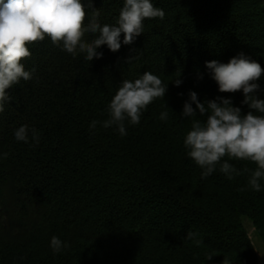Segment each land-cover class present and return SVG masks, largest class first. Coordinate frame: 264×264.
<instances>
[{"label": "trees", "instance_id": "16d2710c", "mask_svg": "<svg viewBox=\"0 0 264 264\" xmlns=\"http://www.w3.org/2000/svg\"><path fill=\"white\" fill-rule=\"evenodd\" d=\"M123 3L93 0L101 25L115 24ZM152 3L164 19L145 20L131 45L121 34L115 53L101 46L102 58H73L48 38L28 46L22 63L32 78L7 90L0 113V264H260L264 179L259 192L248 185L257 165L228 160L241 175L228 179L217 165L202 179L183 141L191 120L206 116L182 112L190 91L201 102L221 96L249 111L242 92H219L206 62L243 53L264 68V0ZM145 71L167 86L164 98L138 125L125 121L126 136L101 123L90 130L93 120L109 118L122 81ZM258 83L264 99V76ZM22 125L37 130L38 144L31 133L28 143L15 139ZM53 236L70 246L53 253Z\"/></svg>", "mask_w": 264, "mask_h": 264}, {"label": "clouds", "instance_id": "9594fccd", "mask_svg": "<svg viewBox=\"0 0 264 264\" xmlns=\"http://www.w3.org/2000/svg\"><path fill=\"white\" fill-rule=\"evenodd\" d=\"M88 8L93 9L90 18ZM99 17L100 11L93 7V0H0V113L5 110V102L11 99L7 90L21 80L32 78V73L26 71L22 63L31 57L29 45L48 38L73 58L82 53L87 61H92L102 58L103 53L97 49L103 45L113 53L119 51L121 34L124 45L134 43L143 34L145 20H163L165 12L154 6L152 0H124L115 24L101 25ZM86 34H92L93 38L86 40ZM132 59L130 57L128 62ZM206 67L211 70L220 93L242 92L241 103L247 105L249 111L242 114L240 107H234L230 99L221 96L201 102L197 93L190 91L182 115L196 117L199 113L206 116V120H191V129L183 141L187 155L202 169V179L216 171L217 165L228 179L241 175L228 160L255 163L257 167L251 171L248 185L259 192L260 181L264 179V99L257 93L264 68L243 53L228 63L206 62ZM181 83L180 79L174 81L176 86ZM166 91L161 78L149 71L134 81L123 80L108 104L109 118L102 122L93 120L89 128L95 129L98 123L104 128L115 126L122 137L126 136L125 121L138 125L147 107L164 98ZM159 118L167 120L168 113L161 112ZM29 133L38 144L39 133L27 125L17 128L14 136L17 141L28 143ZM3 155L7 157V153ZM195 235L190 231L186 238L193 239ZM50 246L53 253H60L70 245L53 236Z\"/></svg>", "mask_w": 264, "mask_h": 264}, {"label": "rangeland", "instance_id": "374dc122", "mask_svg": "<svg viewBox=\"0 0 264 264\" xmlns=\"http://www.w3.org/2000/svg\"><path fill=\"white\" fill-rule=\"evenodd\" d=\"M248 227H250L249 224H247ZM252 231H250V236L251 238H253L255 235V229L254 228H251ZM255 246H256V249H257V253H258V256L260 258V264H264V250H263V247H261L260 245L258 246L257 243H255ZM218 264H223V263H218Z\"/></svg>", "mask_w": 264, "mask_h": 264}]
</instances>
